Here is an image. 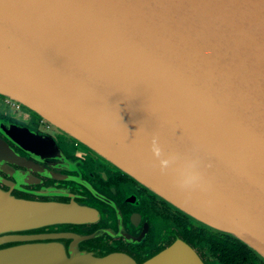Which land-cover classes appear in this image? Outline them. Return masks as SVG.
<instances>
[{"label": "water", "instance_id": "1", "mask_svg": "<svg viewBox=\"0 0 264 264\" xmlns=\"http://www.w3.org/2000/svg\"><path fill=\"white\" fill-rule=\"evenodd\" d=\"M0 96L264 259V0H0ZM0 133L27 159L72 158L32 130ZM1 135L0 161L29 168ZM153 136L199 159L202 189L177 186L179 163L161 173ZM69 197L0 188V264H137L74 242L73 225L100 218L91 196ZM63 225L69 245L51 241ZM189 250L176 264H203Z\"/></svg>", "mask_w": 264, "mask_h": 264}, {"label": "flooded vegetation", "instance_id": "2", "mask_svg": "<svg viewBox=\"0 0 264 264\" xmlns=\"http://www.w3.org/2000/svg\"><path fill=\"white\" fill-rule=\"evenodd\" d=\"M1 125L40 133L43 145L54 143L59 152L71 154L70 160L60 159L50 166L47 158L41 157L52 150L41 147L33 153L36 158L27 159L25 150L0 133L14 148L8 149L17 155L15 160L30 165L28 168L0 161V188L21 198L45 202H65L71 195L91 196L89 200L100 219L72 226L71 232L82 237L78 242L72 239L81 246L123 252L137 264H176V255H181L183 246L192 248L189 251L203 264H264V259L238 238L193 221L130 176L95 157L69 135L2 96ZM70 230L69 226L57 227L53 233H62L63 237L51 241H66L69 245L73 241L64 236Z\"/></svg>", "mask_w": 264, "mask_h": 264}, {"label": "clouds", "instance_id": "3", "mask_svg": "<svg viewBox=\"0 0 264 264\" xmlns=\"http://www.w3.org/2000/svg\"><path fill=\"white\" fill-rule=\"evenodd\" d=\"M151 152L159 162L161 173L167 172L179 163L177 186L181 190L203 188L204 178L200 171V161L195 157H181L178 154L165 155L160 144L159 136H153L151 140Z\"/></svg>", "mask_w": 264, "mask_h": 264}, {"label": "built area", "instance_id": "4", "mask_svg": "<svg viewBox=\"0 0 264 264\" xmlns=\"http://www.w3.org/2000/svg\"><path fill=\"white\" fill-rule=\"evenodd\" d=\"M6 100H8V99H6ZM8 101H10V100H8Z\"/></svg>", "mask_w": 264, "mask_h": 264}]
</instances>
